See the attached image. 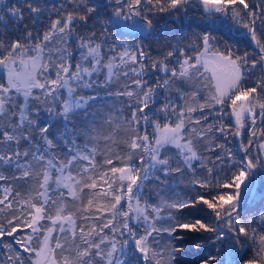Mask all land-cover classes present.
Masks as SVG:
<instances>
[{
	"label": "snow or ice",
	"instance_id": "1",
	"mask_svg": "<svg viewBox=\"0 0 264 264\" xmlns=\"http://www.w3.org/2000/svg\"><path fill=\"white\" fill-rule=\"evenodd\" d=\"M0 182V264H264V0H0Z\"/></svg>",
	"mask_w": 264,
	"mask_h": 264
},
{
	"label": "trees",
	"instance_id": "2",
	"mask_svg": "<svg viewBox=\"0 0 264 264\" xmlns=\"http://www.w3.org/2000/svg\"><path fill=\"white\" fill-rule=\"evenodd\" d=\"M5 3L8 2V0H4ZM61 0H50V4H59ZM187 23V21L185 22ZM204 29H193V31H202ZM212 32L214 36H216L220 42H221V48H223L224 42H227L229 46L236 52L237 54H243L244 52H249L250 54H254L256 52L255 48L252 46L251 40L249 35L247 34L246 30L240 28L237 29L235 26L225 24L223 26L217 24L214 27H211L208 29ZM110 33L112 35L110 36V39H116V40H125V41H141L143 46L146 50L150 51L152 55L155 57L159 54H161L162 51H165L163 46L165 43L172 44L175 43L174 37H188V39H184V44H189L192 42V39H194L191 35V32L187 28H165L163 25L160 27H157L153 29L150 33H133L131 35L125 34L120 35L119 33H116L114 29H110ZM90 91V90H86ZM114 91V89H113ZM203 94H206V90H202ZM101 96H103V93H101ZM108 103H113V100H108ZM117 107H121L119 103L116 105ZM96 107V105H94ZM127 114V113H125ZM195 115V114H194ZM47 114L42 113V117L46 118ZM228 120H225V123H227ZM151 131V129H149ZM218 142H223V140H220ZM238 143L239 138L233 139L229 138L228 147L232 148L233 151L238 152ZM195 163V162H194ZM3 183V182H0ZM3 195L2 190H0V196ZM145 195H148V192L145 191ZM155 199V197H153ZM259 206V198L257 197V203L253 205L251 202L248 204V207L256 208ZM0 219H3L2 216H0ZM27 233L26 230H23V232L20 233V235H24ZM9 242L14 243V241L11 240V238H5ZM217 247H219L217 245ZM0 259H3V250L0 249Z\"/></svg>",
	"mask_w": 264,
	"mask_h": 264
},
{
	"label": "rangeland",
	"instance_id": "3",
	"mask_svg": "<svg viewBox=\"0 0 264 264\" xmlns=\"http://www.w3.org/2000/svg\"><path fill=\"white\" fill-rule=\"evenodd\" d=\"M183 41H184V40H183ZM190 43H191V42H190ZM190 43H189V44H190ZM187 52H188L189 55H192V54H193V50H192L191 48H188V49H187ZM258 124H259V122H258ZM24 230H26L27 232L29 231L28 229H24Z\"/></svg>",
	"mask_w": 264,
	"mask_h": 264
},
{
	"label": "water",
	"instance_id": "4",
	"mask_svg": "<svg viewBox=\"0 0 264 264\" xmlns=\"http://www.w3.org/2000/svg\"><path fill=\"white\" fill-rule=\"evenodd\" d=\"M254 45V44H253ZM254 47H255V45H254Z\"/></svg>",
	"mask_w": 264,
	"mask_h": 264
},
{
	"label": "flooded vegetation",
	"instance_id": "5",
	"mask_svg": "<svg viewBox=\"0 0 264 264\" xmlns=\"http://www.w3.org/2000/svg\"><path fill=\"white\" fill-rule=\"evenodd\" d=\"M225 120H227V119H225Z\"/></svg>",
	"mask_w": 264,
	"mask_h": 264
}]
</instances>
